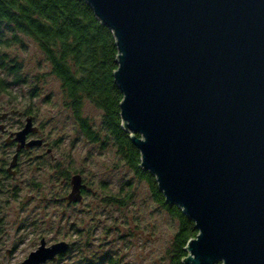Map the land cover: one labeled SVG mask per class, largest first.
<instances>
[{
	"label": "water",
	"instance_id": "95a60500",
	"mask_svg": "<svg viewBox=\"0 0 264 264\" xmlns=\"http://www.w3.org/2000/svg\"><path fill=\"white\" fill-rule=\"evenodd\" d=\"M85 1L115 38L120 117L140 167L194 222L183 262L264 264V0ZM37 132L25 116L6 141L9 167L42 145L27 139ZM70 184L68 203L80 201L81 174ZM68 247L41 239L20 264Z\"/></svg>",
	"mask_w": 264,
	"mask_h": 264
},
{
	"label": "rangeland",
	"instance_id": "374dc122",
	"mask_svg": "<svg viewBox=\"0 0 264 264\" xmlns=\"http://www.w3.org/2000/svg\"><path fill=\"white\" fill-rule=\"evenodd\" d=\"M7 51L22 61L28 81L0 91V112L9 113L0 122V264H20L41 239L46 246L69 244L61 258L44 264H172L177 220L154 200L147 182L133 174L112 142L101 147L81 135L63 105L59 81L31 38L24 36L23 45ZM28 107L38 128L28 139L40 138L42 145L19 151L9 167L16 146L6 141L24 124L22 111ZM84 114L100 127L99 109L86 102ZM75 173L86 191L80 201L68 203Z\"/></svg>",
	"mask_w": 264,
	"mask_h": 264
},
{
	"label": "trees",
	"instance_id": "16d2710c",
	"mask_svg": "<svg viewBox=\"0 0 264 264\" xmlns=\"http://www.w3.org/2000/svg\"><path fill=\"white\" fill-rule=\"evenodd\" d=\"M24 36L43 53L50 72L59 81L63 105L81 135L101 147L112 142L133 174L147 182L154 200L177 220L170 258L172 264H185L184 247L197 230L177 205L165 202L155 177L140 167L139 151L122 127V93L113 77L118 51L111 29L95 16L85 0H0L1 92L28 81L22 61L7 51L13 45H23ZM36 90L33 85L32 96ZM86 102L101 111L99 128L84 114ZM22 112L25 116L34 114L30 107ZM1 172L8 177L5 169Z\"/></svg>",
	"mask_w": 264,
	"mask_h": 264
},
{
	"label": "flooded vegetation",
	"instance_id": "af4514ba",
	"mask_svg": "<svg viewBox=\"0 0 264 264\" xmlns=\"http://www.w3.org/2000/svg\"><path fill=\"white\" fill-rule=\"evenodd\" d=\"M9 116V113H8V115H7V117ZM6 117V118H7ZM5 118V119H6ZM2 121H4V120H2ZM1 120H0V122H2ZM34 133H31V134H29L28 135V137L30 136V135H33ZM28 137H27V139H28ZM11 138H12V136H11ZM9 140H10V138H9ZM11 143H13V144H15L16 145V143L15 142H12V141H10ZM24 149H26V148H24ZM23 150V149H22ZM21 151V150H20ZM85 191H86V189L85 188H83L82 190H81V193H85Z\"/></svg>",
	"mask_w": 264,
	"mask_h": 264
}]
</instances>
